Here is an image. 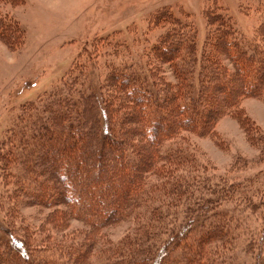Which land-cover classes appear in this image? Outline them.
<instances>
[{"label": "trees", "instance_id": "16d2710c", "mask_svg": "<svg viewBox=\"0 0 264 264\" xmlns=\"http://www.w3.org/2000/svg\"><path fill=\"white\" fill-rule=\"evenodd\" d=\"M20 1L0 0L11 6ZM205 17L209 30L202 44L192 23L171 28L156 42L153 50L173 72L171 86L156 89L147 72L129 65L111 70L106 90L94 91L77 85L87 76L76 72L45 99L27 102L4 143L0 168L15 189L11 195L28 205L64 208L62 217L92 232L144 217L135 234L92 262L94 239L72 247L56 238L31 244L32 231L18 235L9 222L0 237V264H227L221 251L232 248L235 229L220 203L245 195L244 189L209 185L186 153L162 148L187 135H211L219 117L240 113L243 99L264 100V41L262 50L248 47L228 17ZM157 19L178 21L165 11ZM23 32L15 19L0 15L6 46L21 45ZM151 173L159 177L157 186L148 185Z\"/></svg>", "mask_w": 264, "mask_h": 264}, {"label": "rangeland", "instance_id": "374dc122", "mask_svg": "<svg viewBox=\"0 0 264 264\" xmlns=\"http://www.w3.org/2000/svg\"><path fill=\"white\" fill-rule=\"evenodd\" d=\"M164 11L178 21H158L157 15ZM211 12L228 17L238 38L253 44L248 47L263 49L264 0H21L14 6L0 2V15L15 19L24 31L17 47L9 48L0 40V156L24 105L45 99L76 72L87 76L77 79V85L94 91L106 90L102 85L111 70L130 69L129 65L147 72L156 89H162V83L174 84L170 66L159 50H153L156 42L171 28L192 23L202 44L209 30L205 15ZM80 63L83 66L76 68ZM239 111L219 117L211 135L174 139L165 143L162 152L186 153L200 180L207 178L209 185L244 189L245 195L236 191L220 203L235 229L232 248L221 255L227 256V264H264V100L243 99ZM159 167L167 170V165ZM175 173H181L180 168ZM146 180L157 186L159 177L151 173ZM12 188L10 177L0 168V237L11 224L18 235L24 228L32 231L31 244L56 238L72 247L88 237L94 239L92 262L98 261L95 254L134 235L137 224L145 220L136 215L92 232L89 226L62 217L64 208L28 205L18 194L11 195ZM13 207L15 212L9 210ZM60 216L63 222L57 228Z\"/></svg>", "mask_w": 264, "mask_h": 264}]
</instances>
